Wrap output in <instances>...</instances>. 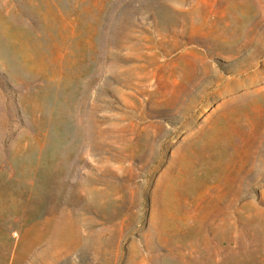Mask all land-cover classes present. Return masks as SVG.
Here are the masks:
<instances>
[{
	"label": "rangeland",
	"instance_id": "1",
	"mask_svg": "<svg viewBox=\"0 0 264 264\" xmlns=\"http://www.w3.org/2000/svg\"><path fill=\"white\" fill-rule=\"evenodd\" d=\"M261 34L264 0H0V264H264V80L225 95Z\"/></svg>",
	"mask_w": 264,
	"mask_h": 264
},
{
	"label": "bare ground",
	"instance_id": "2",
	"mask_svg": "<svg viewBox=\"0 0 264 264\" xmlns=\"http://www.w3.org/2000/svg\"><path fill=\"white\" fill-rule=\"evenodd\" d=\"M254 50L251 53L250 63L236 74L238 83L230 92H226V96H230L228 101L235 98H246L256 93V85L264 80V34L253 40ZM216 97V93L207 94L204 99ZM227 101V100H225Z\"/></svg>",
	"mask_w": 264,
	"mask_h": 264
}]
</instances>
